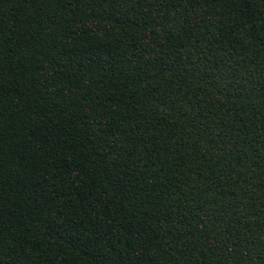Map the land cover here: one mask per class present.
Returning <instances> with one entry per match:
<instances>
[{
	"label": "trees",
	"instance_id": "1",
	"mask_svg": "<svg viewBox=\"0 0 264 264\" xmlns=\"http://www.w3.org/2000/svg\"><path fill=\"white\" fill-rule=\"evenodd\" d=\"M0 264H264V0H0Z\"/></svg>",
	"mask_w": 264,
	"mask_h": 264
}]
</instances>
